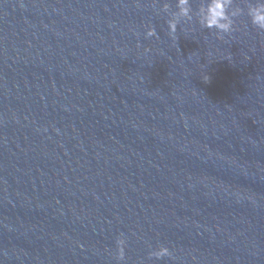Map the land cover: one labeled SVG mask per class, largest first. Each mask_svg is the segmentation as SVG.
<instances>
[{
    "label": "water",
    "instance_id": "95a60500",
    "mask_svg": "<svg viewBox=\"0 0 264 264\" xmlns=\"http://www.w3.org/2000/svg\"><path fill=\"white\" fill-rule=\"evenodd\" d=\"M206 2L174 41L176 0H0V264H264L257 0Z\"/></svg>",
    "mask_w": 264,
    "mask_h": 264
},
{
    "label": "clouds",
    "instance_id": "9594fccd",
    "mask_svg": "<svg viewBox=\"0 0 264 264\" xmlns=\"http://www.w3.org/2000/svg\"><path fill=\"white\" fill-rule=\"evenodd\" d=\"M234 0H207L199 13L198 23L202 29L215 31L218 35H230L234 31L235 18L243 14V9L232 10ZM169 4L163 5V11L170 12ZM247 15L251 24L260 32H264V0H257L254 5H249ZM193 19L191 0H176V11L171 12L167 21L169 36L174 41L177 38L178 27L182 22L190 23ZM158 38L154 27L146 32V38ZM219 38H222L220 36ZM207 79V77H205ZM127 239L121 233L116 239L114 259L117 264H126L127 261ZM150 260L163 261L165 258L172 259L173 253L168 247L161 246L149 253ZM139 264H144L143 260Z\"/></svg>",
    "mask_w": 264,
    "mask_h": 264
}]
</instances>
